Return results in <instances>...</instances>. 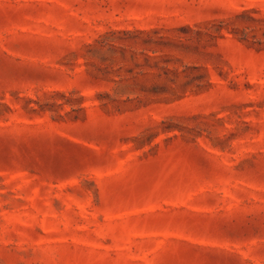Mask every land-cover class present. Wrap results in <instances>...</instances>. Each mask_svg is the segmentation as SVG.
Wrapping results in <instances>:
<instances>
[{
    "label": "rangeland",
    "instance_id": "1",
    "mask_svg": "<svg viewBox=\"0 0 264 264\" xmlns=\"http://www.w3.org/2000/svg\"><path fill=\"white\" fill-rule=\"evenodd\" d=\"M0 264H264V0H0Z\"/></svg>",
    "mask_w": 264,
    "mask_h": 264
}]
</instances>
